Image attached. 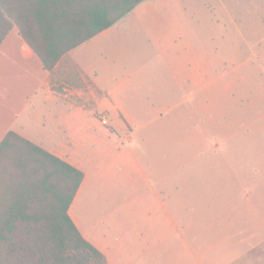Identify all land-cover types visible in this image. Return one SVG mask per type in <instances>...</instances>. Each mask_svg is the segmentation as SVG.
Listing matches in <instances>:
<instances>
[{
	"label": "rangeland",
	"instance_id": "1",
	"mask_svg": "<svg viewBox=\"0 0 264 264\" xmlns=\"http://www.w3.org/2000/svg\"><path fill=\"white\" fill-rule=\"evenodd\" d=\"M154 1L141 0L134 7ZM127 13L99 42L108 46L112 58L156 72L144 76L153 90H141L138 97L142 105L147 95L163 97L162 119L168 121L153 122L133 137L131 147L153 167L146 177L127 168L118 179L81 197L77 213L83 226L111 249L120 248L116 261L127 256L136 259L134 264H264V238L258 241L264 183L257 184L264 176V78L251 70L253 64L264 66V60H248L244 48L230 55L226 48L231 44L208 37L218 27L201 19L207 32L204 61L214 69L210 77L233 79L228 89L220 90V82L212 86L211 96L226 106L215 107L216 119L209 122L206 112L194 107L203 94L191 86L182 92L160 57L138 49V32L128 24L136 17ZM199 128L206 137L200 152L189 135ZM142 132H152L151 138L142 139Z\"/></svg>",
	"mask_w": 264,
	"mask_h": 264
},
{
	"label": "crops",
	"instance_id": "2",
	"mask_svg": "<svg viewBox=\"0 0 264 264\" xmlns=\"http://www.w3.org/2000/svg\"><path fill=\"white\" fill-rule=\"evenodd\" d=\"M188 1L156 0L137 5L127 13L136 17L128 24H132L130 30L134 27L138 32L134 38L140 43L138 49L142 48L145 55L149 52L160 57L182 92L191 86L203 94L194 107L204 110L207 121L214 122L215 107L226 105L211 96V88L220 82V90L228 89L233 79L210 77L214 69L204 61L207 32L205 25H200L201 19L218 27L208 37L231 44L226 48L230 55L237 56L244 48L248 60H264V0ZM112 26L65 53L53 69L47 70L15 23L0 10V142L8 131H14L82 171L83 180L69 206V216L81 234L105 255L107 264H134L136 259L127 256L116 261L120 248L111 249L87 230L77 213L84 194H90L94 186L118 179L127 168L147 176L152 164L131 147L133 137L153 122L168 121L162 119L166 112L160 108L163 97L147 95L143 105L138 97L141 90H153L144 76L156 72L114 59L108 46L99 42ZM130 30L125 31L127 40L131 38ZM236 43L245 45H232ZM218 52L221 56V48ZM126 57L130 58V52ZM253 66L251 70L264 78V66ZM189 98L187 93V102ZM186 113L190 116L189 109ZM102 116L107 118V125L101 122ZM227 119L237 122L232 117ZM151 133L142 132L141 138H151ZM189 135L200 152L206 137L200 128ZM258 182L260 187L264 176ZM184 209L190 211L187 206ZM262 216L258 241L264 238Z\"/></svg>",
	"mask_w": 264,
	"mask_h": 264
},
{
	"label": "trees",
	"instance_id": "3",
	"mask_svg": "<svg viewBox=\"0 0 264 264\" xmlns=\"http://www.w3.org/2000/svg\"><path fill=\"white\" fill-rule=\"evenodd\" d=\"M134 0H0L47 70ZM83 172L14 131L0 142V264H107L68 214Z\"/></svg>",
	"mask_w": 264,
	"mask_h": 264
},
{
	"label": "built area",
	"instance_id": "4",
	"mask_svg": "<svg viewBox=\"0 0 264 264\" xmlns=\"http://www.w3.org/2000/svg\"><path fill=\"white\" fill-rule=\"evenodd\" d=\"M101 122H102L103 124H105V125L108 124V120H107V118L104 117V116L101 117Z\"/></svg>",
	"mask_w": 264,
	"mask_h": 264
},
{
	"label": "water",
	"instance_id": "5",
	"mask_svg": "<svg viewBox=\"0 0 264 264\" xmlns=\"http://www.w3.org/2000/svg\"><path fill=\"white\" fill-rule=\"evenodd\" d=\"M139 1H141V0H134V2H139Z\"/></svg>",
	"mask_w": 264,
	"mask_h": 264
}]
</instances>
